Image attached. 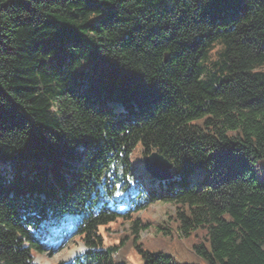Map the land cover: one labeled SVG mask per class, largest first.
<instances>
[{
  "label": "trees",
  "instance_id": "16d2710c",
  "mask_svg": "<svg viewBox=\"0 0 264 264\" xmlns=\"http://www.w3.org/2000/svg\"><path fill=\"white\" fill-rule=\"evenodd\" d=\"M157 201L211 264H264V0H0V264L66 236L55 264H118L100 226Z\"/></svg>",
  "mask_w": 264,
  "mask_h": 264
},
{
  "label": "rangeland",
  "instance_id": "374dc122",
  "mask_svg": "<svg viewBox=\"0 0 264 264\" xmlns=\"http://www.w3.org/2000/svg\"><path fill=\"white\" fill-rule=\"evenodd\" d=\"M133 158L137 160L136 153L133 154ZM144 160L143 156L138 159L143 162L139 168L141 172H145ZM174 212L175 206L164 201H157L139 211L136 217H140L146 226L139 232L138 237L135 232L131 231L130 222H126L123 216H119L116 220L100 226L99 231L103 237V243L98 248L113 247L112 256L118 264H145V259L138 246L150 252H164L173 257L175 264H211L195 249V245L202 243L209 247V241L203 232L200 229H193L190 233L184 232L174 217ZM71 227L70 221L64 224L66 231H70ZM59 231L61 230L56 229V232ZM64 242L66 243L65 248L53 256L34 252L35 263L69 262L86 250V246L76 236H70Z\"/></svg>",
  "mask_w": 264,
  "mask_h": 264
},
{
  "label": "water",
  "instance_id": "95a60500",
  "mask_svg": "<svg viewBox=\"0 0 264 264\" xmlns=\"http://www.w3.org/2000/svg\"><path fill=\"white\" fill-rule=\"evenodd\" d=\"M143 167L157 180H166L172 177V163L157 151L146 156Z\"/></svg>",
  "mask_w": 264,
  "mask_h": 264
},
{
  "label": "bare ground",
  "instance_id": "6f19581e",
  "mask_svg": "<svg viewBox=\"0 0 264 264\" xmlns=\"http://www.w3.org/2000/svg\"><path fill=\"white\" fill-rule=\"evenodd\" d=\"M81 251V250H80Z\"/></svg>",
  "mask_w": 264,
  "mask_h": 264
}]
</instances>
